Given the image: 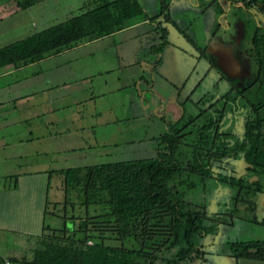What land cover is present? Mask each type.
<instances>
[{
  "label": "trees",
  "instance_id": "1",
  "mask_svg": "<svg viewBox=\"0 0 264 264\" xmlns=\"http://www.w3.org/2000/svg\"><path fill=\"white\" fill-rule=\"evenodd\" d=\"M42 1L16 0V7L25 10ZM232 1L245 8L254 3ZM142 13L136 0H86L63 21L0 46V68L24 66L109 35ZM156 18L160 41L153 50L158 53L166 44L161 24L171 22L162 1L156 17L149 20ZM252 23L248 55L255 66V84L264 90V26L256 20V25ZM248 24L249 20L243 21V29ZM245 90H235L232 106L213 100L215 93H204L193 102V113L179 104L178 119L154 137L153 155L148 158L57 171L63 189L62 214L56 215L59 226H43L48 233L37 237L29 260L23 256L6 259L11 264H180L197 255L202 249L198 241L213 230L207 224L216 217L205 206L188 201L181 187L190 189L196 180L211 179L219 184L217 189L230 192L235 188L234 199H242L246 190L252 194L264 191L257 182L264 172V118L258 115L262 102L245 96ZM232 91L233 87L227 88L219 97L226 100ZM228 168L257 179L246 183L225 173ZM70 192L78 198L82 217H76L73 210L67 217L64 214L66 206L73 209ZM55 207L53 203L49 211L53 216ZM74 220L79 221L76 228L70 227ZM224 249L234 259L264 262V241L230 242Z\"/></svg>",
  "mask_w": 264,
  "mask_h": 264
},
{
  "label": "crops",
  "instance_id": "2",
  "mask_svg": "<svg viewBox=\"0 0 264 264\" xmlns=\"http://www.w3.org/2000/svg\"><path fill=\"white\" fill-rule=\"evenodd\" d=\"M44 1L25 10L16 7V0L0 2V22L11 20L15 24H26L25 30L21 31L22 37L58 23L41 10ZM160 1L164 0H158V10ZM185 1L199 13L207 11V17L201 23L204 30L206 24L217 23L223 29L226 27L224 17L211 12L215 0H168L165 3L171 20L168 23L174 28H178L180 19L187 13ZM136 2L143 13L127 19L118 31L24 66L0 68V260L21 256L29 260L30 249L37 237L48 233L43 226H50L53 222L59 226L60 219L49 213L53 203L57 208L63 202L62 183L57 171L96 165L93 162L102 161L98 158L106 150L103 148L108 141L103 137L108 136L109 126L131 120L124 116V113L133 111L130 108L132 103L124 104L128 99L123 90L129 88L128 81H132L138 92L154 93L157 105L152 114L162 123L166 121V113L170 114L171 122L178 119L181 113L179 104H182L178 101V87L164 80L166 88L156 90L154 78L150 84L140 77L133 82L130 70L151 69L142 59L134 58L137 48L132 47L125 52L126 55L122 54L124 42L129 43L134 35L117 42L111 40L122 31L137 26L156 28L154 22L159 18L149 20L154 10L148 12L139 0ZM83 3L77 0L67 4V9H62L60 22L76 14ZM239 3L236 2L234 7ZM33 9L39 12L35 17L29 16ZM232 18L240 20L239 27L243 32L239 10ZM161 26L166 31V27ZM204 39L205 43L211 41L208 34ZM107 40L110 45L92 47ZM190 44L197 48L191 39ZM153 48L154 45L149 46L156 54ZM123 56L132 58L125 60ZM107 97L115 99L110 103L111 109L102 108ZM115 105L117 107H113ZM95 151L98 153L92 154ZM103 158L107 159L106 154ZM45 160L48 161L46 164ZM51 177L55 180L49 186Z\"/></svg>",
  "mask_w": 264,
  "mask_h": 264
},
{
  "label": "rangeland",
  "instance_id": "3",
  "mask_svg": "<svg viewBox=\"0 0 264 264\" xmlns=\"http://www.w3.org/2000/svg\"><path fill=\"white\" fill-rule=\"evenodd\" d=\"M5 1L6 0H0V2ZM74 2H77V0H45L41 10L45 12L49 19H55V22H60V20H62V9L66 10V5ZM139 2L141 6L146 7L148 12L154 10L155 13L149 15V18L152 19L156 17L158 14V9L156 8V6H158V0H139ZM167 2L168 0H164V3L167 4ZM233 2L236 3L238 1ZM185 3L187 5L185 6L187 13L180 19L178 28H174L172 23L163 22L166 31H168L165 37L167 44L164 45L158 53L155 54L149 49V46L158 45L160 41L158 39L159 30H155V27L150 29L147 25H143V27L137 26L122 31L111 40L117 42L121 38L124 39L134 35V37H131L129 43L124 42L121 49L122 54H125V52L132 47L137 48V56L134 58L142 59L146 63V66H151V69L146 67L140 71H138V69H134V71L130 70V76L134 79L133 82H135L136 78L140 77L150 84L151 78H154V89L156 90H159L158 87H160V89L166 88V83L178 87V101L182 103L183 108L188 113H193V102L201 98L204 93L219 94L224 91L226 86L225 82L217 81L219 69L215 57L206 49L208 43L215 42L231 47L230 52L235 62H237V67L241 68L242 65V84L252 80L255 66L251 57L248 55V38L252 30L253 17L260 25L264 26V0H254V3L248 6L253 17L245 10L239 11L241 21L249 20V24L247 29L241 32L242 37L238 35L236 39L234 18L231 16H227L226 19L224 18L226 24L224 29L222 26L214 23L211 26H207L206 24L204 30V28L201 27V23L206 19L207 11L199 13L198 10L189 7L186 1ZM182 5L185 4L182 3ZM172 6L174 7L175 5ZM212 6L211 12L215 13L214 11H217L216 5L213 4ZM36 13L39 14L37 10L33 9L29 16L35 17ZM261 20L263 21L261 22ZM25 25L26 24L21 25L20 23L15 24V22L11 20L0 22V46L21 38V31L25 30ZM254 25H256L255 22ZM207 34L208 39L211 41H206L205 43L204 38ZM190 39L197 48L190 44ZM109 40L100 44H95L92 47L99 48L110 45ZM204 43L206 44L205 47H203ZM201 50L204 51L206 56L202 55L200 52ZM239 53H243L244 55H240ZM245 53L247 55H245ZM122 58L129 60L132 56H123ZM127 85H129V88H125L123 94L126 95V99L128 100H124V104L132 103L130 108L133 111L124 113V116L131 120L126 123L121 122V124L115 127L109 126L108 136L103 137V140L108 141L107 146L103 148V150L106 149L103 154H106L107 159L103 158L104 155H102L98 158V160L102 161H95L93 163L101 164L113 161L148 158L152 156L154 146L152 138L166 131L168 126L167 123L171 122L170 114H164L166 121L163 123L158 117L153 116L152 111L157 105V98L152 95L154 93L151 94L146 90H142L141 92L136 91L131 80L128 81ZM250 91H252V88L248 89V92ZM137 94H139V97H137ZM183 97L185 98L182 101ZM114 100L115 99L112 100L110 97H107L106 100L103 101L102 108L108 107L111 109L112 104L110 103ZM113 107H117V105ZM258 115L264 118V100L262 101V106L258 111ZM97 153L98 151H95L92 154L96 155ZM47 162L48 161L45 160L44 164ZM241 167L242 165H240V168ZM54 168L57 169L55 166ZM225 173L231 176L234 175L236 178L241 177L246 183H251L256 178V176L253 178L250 177L251 174L244 173V171L233 172L230 168L226 169ZM53 178L54 177H51L49 179V186L53 184L55 180ZM257 182L261 187H264V172H261L260 177L258 176ZM194 185L193 188H187L188 190L186 186L181 187L185 190L184 197L192 203L205 206L209 212L214 213L216 220L207 224L210 225L213 230L198 241L202 246L200 252H198L197 255H191L189 259L180 264H264L262 261L251 259H234L228 256L227 251L224 249L225 244L230 242L250 240L264 241V191L261 190L254 194H252L251 190L243 191L240 195L242 199H244V202H242V199H234V197H236L234 196L236 192L235 188H230L233 192H227V188L222 187L217 189L219 188V184L211 179L204 180V182L196 180ZM48 198H50V196H48ZM68 198L73 209L69 205L65 207L64 214L66 217L70 215L71 210H73L72 213L76 217H82V212L78 208V198L73 192L68 194ZM248 201L253 202V205L249 204ZM53 211L57 217H60L62 214L61 207H55ZM78 220H74V222L70 224V227L72 225V228H76L79 223ZM51 224L50 226L57 225V223L54 222ZM65 224L66 227H69V220H66Z\"/></svg>",
  "mask_w": 264,
  "mask_h": 264
},
{
  "label": "flooded vegetation",
  "instance_id": "4",
  "mask_svg": "<svg viewBox=\"0 0 264 264\" xmlns=\"http://www.w3.org/2000/svg\"><path fill=\"white\" fill-rule=\"evenodd\" d=\"M213 4L216 5V8H217L216 9L217 11H215V13L221 14L225 19H226L227 16H231L232 17V15H234L237 10H239V11L240 10H245L247 13L251 14V10L249 8H245L244 6H242V4H239L238 6L234 7L235 3L232 0H215V2ZM234 9H236V11ZM252 17H253V15H252ZM233 21L235 23H238V25L240 23V20H238V19H233ZM253 21L255 22L254 17H253ZM260 26H263V25H260ZM230 50H231V47H230ZM239 54L242 55L243 53H239ZM245 55H247V54L245 53ZM218 69H219V71H218L219 72V77H217V80L221 81V82H225L226 86H225L224 91L227 88H230V87H233L234 91H232L233 92L232 96L229 97V98H226V100L223 97H219V94H215L213 96V100L219 99L220 100L219 102H221V101H222V103L227 102V104L232 106L231 100H233V99L235 100V97H236V91L235 90L236 89H244V88H246L245 92L246 91L247 92L245 93V96H249L250 98L251 97L255 98L256 102H259V101L262 102L261 99L264 96V90H261L260 87L255 84L256 82L254 81L255 80L254 76H253V78H252V80L250 82L242 84L243 83L241 81V72H243L242 65H241V68H238V67L237 68H233V66L231 65V67H228L227 72L222 71L219 67H218ZM254 74H255V72H254ZM220 78L221 79L223 78V79L221 80ZM249 88H252V91L248 92ZM185 97L182 98V101H183V99ZM250 103H252V102H250ZM247 105L249 106L248 103H247ZM238 119H241V118H238ZM239 123L240 122H238V124ZM235 128L237 130H239V128H237V127H235Z\"/></svg>",
  "mask_w": 264,
  "mask_h": 264
},
{
  "label": "water",
  "instance_id": "5",
  "mask_svg": "<svg viewBox=\"0 0 264 264\" xmlns=\"http://www.w3.org/2000/svg\"><path fill=\"white\" fill-rule=\"evenodd\" d=\"M240 24V23H239ZM236 31H235V39L240 37L241 29L238 23H235ZM208 52H210L214 57L217 63V66L224 72H227L228 67L233 66V68H237V62L232 57L230 52V47L228 45H222L220 43H208L206 46Z\"/></svg>",
  "mask_w": 264,
  "mask_h": 264
},
{
  "label": "built area",
  "instance_id": "6",
  "mask_svg": "<svg viewBox=\"0 0 264 264\" xmlns=\"http://www.w3.org/2000/svg\"><path fill=\"white\" fill-rule=\"evenodd\" d=\"M89 242H87V244H88ZM0 264H11L6 258H3L2 260H1V263Z\"/></svg>",
  "mask_w": 264,
  "mask_h": 264
}]
</instances>
